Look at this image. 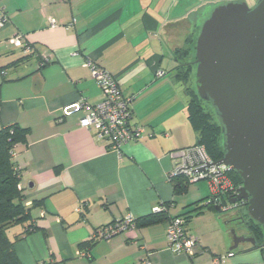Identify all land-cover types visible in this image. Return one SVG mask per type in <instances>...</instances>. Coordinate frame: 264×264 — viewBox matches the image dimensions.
Segmentation results:
<instances>
[{
	"label": "crops",
	"instance_id": "crops-1",
	"mask_svg": "<svg viewBox=\"0 0 264 264\" xmlns=\"http://www.w3.org/2000/svg\"><path fill=\"white\" fill-rule=\"evenodd\" d=\"M222 1L0 0L8 18L0 28V125L28 129L13 159L27 202L41 201L31 210L37 229L13 244L20 264H141L145 256L152 264H264L262 247L229 248L228 225L203 204L209 180L175 193L170 179L177 151L196 141L176 49L185 46L186 61L194 59L201 24ZM15 35L34 52L10 44ZM86 61L114 75L130 99V124L144 128L120 154L80 126L84 110L62 114L69 103L103 99ZM158 206L168 219L90 242L97 227ZM197 207L186 228L199 245L193 255L178 253L168 246L169 217ZM21 232L19 224L6 234L14 240Z\"/></svg>",
	"mask_w": 264,
	"mask_h": 264
},
{
	"label": "water",
	"instance_id": "water-1",
	"mask_svg": "<svg viewBox=\"0 0 264 264\" xmlns=\"http://www.w3.org/2000/svg\"><path fill=\"white\" fill-rule=\"evenodd\" d=\"M195 90L211 101L221 122L224 155L198 170L226 166L241 177L228 203L246 201L247 214L263 231L264 248V0L218 4L201 24L194 46ZM217 213L221 209L215 207ZM232 245L251 237L230 230ZM258 247V246H257Z\"/></svg>",
	"mask_w": 264,
	"mask_h": 264
},
{
	"label": "trees",
	"instance_id": "trees-1",
	"mask_svg": "<svg viewBox=\"0 0 264 264\" xmlns=\"http://www.w3.org/2000/svg\"><path fill=\"white\" fill-rule=\"evenodd\" d=\"M2 11L6 14L3 8ZM23 44L31 47L29 53L34 52L30 43L24 40ZM25 46H21L22 50H24L23 48H25ZM187 51L188 49L185 46L176 49L178 57L182 60L180 63L181 67L178 69L177 73L179 79L184 85H186V92L188 94L187 115L196 136L195 143L189 147H203L205 154L214 162L221 159L224 155V148L221 144V122L211 101L201 99L197 92L194 93L188 89L186 79L188 78L189 69L195 65V62L194 59L186 61V56L188 54ZM203 103L211 106L215 115L214 119L205 111ZM27 134L28 129L21 127L16 123L0 125V264H20L15 256L13 244L15 240L21 239L25 234L37 229L36 223L32 218L31 210L38 206L41 201L33 200L30 203L27 202L24 192L25 188L20 184L22 168L19 167L13 159L14 147L17 144L25 143ZM226 177L233 188H237L241 185V177L235 171L228 170L226 172ZM170 179L175 193L184 191L189 182L187 176L182 173L171 174ZM212 196L213 195L210 194L208 197L210 198ZM220 198L223 204H227L223 195H221ZM204 205L206 207L215 208V205H212V202ZM200 208L201 207L192 208L186 213L176 216L181 218L182 226L188 235H190L186 228L188 220L193 214H197ZM165 209L166 208L163 206V210H160L157 213H152L146 217L135 218V227L155 223L163 217L168 219ZM173 218L175 217H169V220H172ZM113 222L114 221L108 224ZM19 224L22 225L23 232L18 234L14 240H10L6 231L12 226ZM226 224L228 225L227 222ZM246 227L250 235L255 239L256 247H260L263 242V231L260 225L250 219L249 224ZM94 241H98V239L96 240L91 237L90 242ZM80 252H84L85 254L83 256H86L88 254V248Z\"/></svg>",
	"mask_w": 264,
	"mask_h": 264
},
{
	"label": "built area",
	"instance_id": "built-area-1",
	"mask_svg": "<svg viewBox=\"0 0 264 264\" xmlns=\"http://www.w3.org/2000/svg\"><path fill=\"white\" fill-rule=\"evenodd\" d=\"M8 18L2 11L0 6V28H2ZM9 43L14 46H22L23 39L21 35H15L9 39ZM24 52H30L31 47L25 46ZM86 65L91 71V75L98 82L101 89L103 99L94 105H89L83 99L69 103L62 107L63 116H68L72 113L84 110V115L79 118V124L85 128H94L95 137L108 143L111 150L121 153L122 145L130 140L137 139L143 127H134L130 124L131 110L129 106L130 99L125 97L120 91L114 75L102 66L95 64L92 61H86ZM180 157L179 163L176 165L172 174L182 173L189 178V182H195L198 179H209L212 188V197L206 203L212 202V205H222V202L217 194L218 186L222 183L226 188L229 184L225 173L230 170L226 166H220V170L215 177L210 173L215 167L206 168L203 172H198L199 169L205 168L212 161L205 154L203 147L195 146L184 148L177 151ZM218 177V179H216ZM222 182V183H221ZM227 191V189H223ZM205 203V204H206ZM225 207L227 204H223ZM163 210V206H158L153 209L154 212ZM135 227V217L127 215L121 219H116L113 223L97 228L93 235V239L103 240L120 234L127 229ZM168 246L173 248L178 253L193 255L194 250L198 246V239L192 235H188L182 226L181 218L175 217L170 220L166 230ZM83 256L84 252H78ZM148 254V253H147ZM146 254V255H147ZM232 253H227V255ZM224 255L213 258L214 263L223 262ZM141 264H152L148 256H145Z\"/></svg>",
	"mask_w": 264,
	"mask_h": 264
},
{
	"label": "rangeland",
	"instance_id": "rangeland-1",
	"mask_svg": "<svg viewBox=\"0 0 264 264\" xmlns=\"http://www.w3.org/2000/svg\"><path fill=\"white\" fill-rule=\"evenodd\" d=\"M247 3V5L249 7H252L255 3L256 0H243ZM223 2H226L225 1H222ZM221 3V4H222ZM186 84L188 86V89L192 92H196L195 90V85H194V81H195V65H193L190 69H189V73H188V78L186 79ZM204 107H205V111L208 112L210 114V117L211 118H215V115H214V111L213 109L211 108V106H209L208 104L206 103H203ZM211 160V159H210ZM212 161V160H211ZM213 162V161H212ZM211 162V163H212ZM217 171V170H216ZM215 170L211 173H215L216 172ZM210 173V175H211ZM217 174H215L213 177H215ZM226 175V173H225ZM227 178V177H226ZM189 179V178H188ZM206 179V178H205ZM218 179V177L216 178ZM198 180H201V179H198ZM196 180V181H198ZM207 180L209 179H206V180H201L205 183H207ZM229 182V181H228ZM222 183V182H221ZM189 185H192V183H190ZM223 183L218 186V196L219 198L221 197V195L224 196V198L226 199L227 201V197H234L235 194H236V189L238 188H233L229 182L228 186L226 188L223 187ZM212 189V188H211ZM223 189H227V191L223 190ZM226 193V194H225ZM228 193V194H227ZM221 194V195H220ZM210 199L209 197L206 198L204 201H203V204L206 203V201ZM221 200V198H220ZM222 202V201H221ZM245 202V205L243 207L240 208L239 211H236L235 209H230L229 208V205L225 207V205H215L218 206L220 209H221V213H218V216L220 217V219L225 223L227 222L229 226L228 227V230L230 232L231 229H234L237 232H240V234H247L249 233L248 232V229L245 225H248L249 224V216L247 214V210H246V207H247V203L246 201ZM247 221L248 224H245V222ZM239 235V234H238ZM199 245V241H198V244Z\"/></svg>",
	"mask_w": 264,
	"mask_h": 264
},
{
	"label": "flooded vegetation",
	"instance_id": "flooded-vegetation-1",
	"mask_svg": "<svg viewBox=\"0 0 264 264\" xmlns=\"http://www.w3.org/2000/svg\"><path fill=\"white\" fill-rule=\"evenodd\" d=\"M239 1H241V0H239ZM256 2V1H255ZM229 205V208L230 209H235L236 211H239L240 210V208L241 207H243L244 205H245V202L243 201V200H239V201H237V202H235V203H233V204H231V203H228L227 202V206ZM249 222V221H248ZM245 224H248L247 223V221L245 222ZM245 226H247V225H245ZM249 232V231H248ZM237 234H239V236H242V237H251V238H253L251 235H250V233H247V234H240V232H237ZM254 239V238H253ZM255 240V239H254ZM256 243V242H255ZM250 244V243H249ZM251 245V244H250ZM255 247H256V245H255Z\"/></svg>",
	"mask_w": 264,
	"mask_h": 264
}]
</instances>
